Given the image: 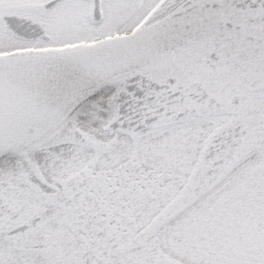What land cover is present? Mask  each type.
I'll return each mask as SVG.
<instances>
[{"label": "snow or ice", "instance_id": "snow-or-ice-1", "mask_svg": "<svg viewBox=\"0 0 264 264\" xmlns=\"http://www.w3.org/2000/svg\"><path fill=\"white\" fill-rule=\"evenodd\" d=\"M0 264H264V0H0Z\"/></svg>", "mask_w": 264, "mask_h": 264}]
</instances>
